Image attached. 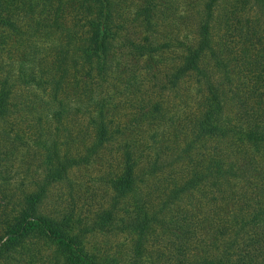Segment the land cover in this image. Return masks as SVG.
I'll return each mask as SVG.
<instances>
[{"label": "trees", "instance_id": "16d2710c", "mask_svg": "<svg viewBox=\"0 0 264 264\" xmlns=\"http://www.w3.org/2000/svg\"><path fill=\"white\" fill-rule=\"evenodd\" d=\"M252 2L264 9L0 0V264H264V30L245 14ZM233 53L254 83L230 71ZM14 159L27 164L18 195L6 188ZM89 165L105 185L98 208H48L52 188L64 182L71 198ZM100 234L122 236L124 256L91 241Z\"/></svg>", "mask_w": 264, "mask_h": 264}, {"label": "rangeland", "instance_id": "374dc122", "mask_svg": "<svg viewBox=\"0 0 264 264\" xmlns=\"http://www.w3.org/2000/svg\"><path fill=\"white\" fill-rule=\"evenodd\" d=\"M187 2H189L190 4L195 5V8H191L190 10L193 9L194 11H196V7H197V2L200 0H185ZM233 2L234 0H223V4L221 6L222 11H228L229 9L232 8L233 6ZM261 7H259L258 5H256L254 2L251 3V5L248 7V9L246 10L245 14L247 16H249L251 19H259L260 22V28L261 30H264V9H260ZM189 10V11H190ZM224 11V12H225ZM223 13V12H222ZM244 20V18H243ZM194 18H191L190 22L187 23V25L189 26L190 30H194L195 28V22H194ZM226 27H217L215 32H217V38L218 39H225L224 38V33L226 34V29H224ZM186 31V28H185ZM222 36V37H221ZM230 37L227 35V39H229ZM238 56H240V54H231L232 58H235V61H233L232 59H230V71L232 70H237L239 76L241 77L242 80H248V82H252L250 81L251 79L246 75L247 72L243 69V64L242 63V59ZM238 58V59H237ZM237 64V67H236ZM240 77H236V78H232L233 81L235 82H240ZM254 83V82H252ZM14 162V164H13ZM25 162H29V158L26 159ZM30 162L33 163L32 166L33 168H31V173L34 172V168L36 165V161L30 158ZM12 165H14L12 167V174H10V176L13 175V173H17L15 175H13V178L8 179L7 181V185L6 188L10 193H16V195L21 193V189H24V184H22L20 182V180L22 179V177L25 176V167H27V164H23L24 161L21 159H14L11 161ZM94 165V164H93ZM93 165H89L80 169L75 170V172L72 174V176L76 179V193L74 194V196H72L70 198V196L68 195V191L65 192V185L64 182L59 183L57 186L53 187L51 190V195L49 200L47 201V206L50 209H55V208H62L59 207L55 204L61 203H71V204H76L79 209L85 213V214H90L94 211V209L98 208V204L99 202H101L102 200L101 198V194L104 193V184H101L99 181V177L100 174L98 172L97 169H94L95 167H93ZM95 166V165H94ZM20 171H19V170ZM4 182V181H3ZM20 188V189H19ZM1 193H0V198H1ZM68 197V198H67ZM64 199V200H62ZM106 204V200L104 201ZM65 205V204H64ZM123 237L122 236H115V235H97L91 238V241L93 243H97L98 245H100L103 250H107L109 252H113L115 253V251H119L122 253V255L124 256V253L127 252V243L126 241L123 242ZM97 245V246H98ZM126 251V252H125ZM129 252V251H128Z\"/></svg>", "mask_w": 264, "mask_h": 264}]
</instances>
